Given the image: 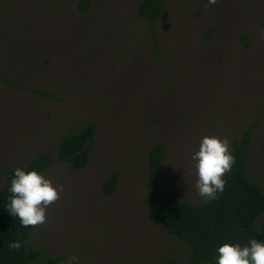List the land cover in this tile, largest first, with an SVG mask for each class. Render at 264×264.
<instances>
[{
    "label": "rangeland",
    "instance_id": "obj_1",
    "mask_svg": "<svg viewBox=\"0 0 264 264\" xmlns=\"http://www.w3.org/2000/svg\"><path fill=\"white\" fill-rule=\"evenodd\" d=\"M80 1L0 0V188L7 169L52 158L41 174L63 190L27 239L41 260L188 264L185 245L147 217V153L162 145L159 185L197 205L201 138L231 151L251 130L249 178L264 189V0H163L153 25L137 16L141 0H87V12ZM85 125L93 148L71 172L55 153Z\"/></svg>",
    "mask_w": 264,
    "mask_h": 264
},
{
    "label": "trees",
    "instance_id": "obj_2",
    "mask_svg": "<svg viewBox=\"0 0 264 264\" xmlns=\"http://www.w3.org/2000/svg\"><path fill=\"white\" fill-rule=\"evenodd\" d=\"M91 3L81 0L78 10L87 12ZM164 11L163 0H141L137 7V16L153 25V22ZM211 28L206 38L212 32ZM247 44V39L241 37ZM36 94L51 98L41 91ZM94 125H85L72 135L61 140L55 161L68 164L69 170L79 171L85 167L93 148ZM251 130H246L239 140L233 142L230 151L234 157L231 170L223 176L224 190L217 193L216 199L197 205L179 201L176 196L165 191L157 181L158 172L164 159L163 147L156 144L147 153L146 178L149 186V202L152 208L147 217L159 223L164 231L185 245L188 253V264H215V249L224 243L247 244L250 239L264 242V228L256 229L254 222L264 216V189L258 181L249 178ZM52 164L49 155H38L25 166V170L45 173ZM12 170L7 174L0 188V264H64L61 256L41 260L40 252L27 247V239L34 227H22L19 220L11 216L6 208L7 192ZM119 175L113 172L103 184V192L112 196ZM12 241H19L18 249L8 247ZM140 264H148L142 262Z\"/></svg>",
    "mask_w": 264,
    "mask_h": 264
},
{
    "label": "clouds",
    "instance_id": "obj_3",
    "mask_svg": "<svg viewBox=\"0 0 264 264\" xmlns=\"http://www.w3.org/2000/svg\"><path fill=\"white\" fill-rule=\"evenodd\" d=\"M209 3H215V0H209ZM191 159L194 161L197 194L205 202L216 199L217 193L224 190L223 176L231 170L234 163L228 141L216 136H204ZM62 190L59 185L53 186L43 174L17 167L12 170V178L7 188L10 194L7 211L19 220L22 227L43 224L46 220V207L59 198ZM8 247L18 249L20 242L12 241ZM215 253V264H264V242L253 238L245 245L224 243L215 249ZM75 260V257H70L67 264H73Z\"/></svg>",
    "mask_w": 264,
    "mask_h": 264
}]
</instances>
